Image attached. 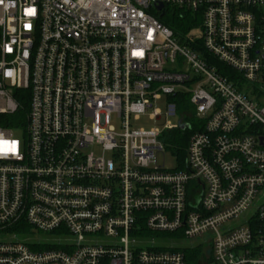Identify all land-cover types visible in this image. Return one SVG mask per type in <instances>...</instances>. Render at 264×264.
I'll use <instances>...</instances> for the list:
<instances>
[{
  "label": "built area",
  "instance_id": "2783aa9c",
  "mask_svg": "<svg viewBox=\"0 0 264 264\" xmlns=\"http://www.w3.org/2000/svg\"><path fill=\"white\" fill-rule=\"evenodd\" d=\"M171 7L197 21L182 40ZM195 246L264 264V0H0V264H191Z\"/></svg>",
  "mask_w": 264,
  "mask_h": 264
},
{
  "label": "trees",
  "instance_id": "16d2710c",
  "mask_svg": "<svg viewBox=\"0 0 264 264\" xmlns=\"http://www.w3.org/2000/svg\"><path fill=\"white\" fill-rule=\"evenodd\" d=\"M159 20L161 23L172 29L175 35H178V38H180L181 40V35L190 30L193 26H195L197 22L196 19H194L189 12L172 7L168 8L167 12L159 17ZM196 42L197 43L185 41L183 43L192 48H200V42H198V40H196ZM208 61L214 64L218 72L221 73L223 76H226L230 80L233 79V75L235 73L232 71V69L220 64L216 60L212 59V57ZM26 105L27 104L25 103L24 111H26L27 109ZM24 111L21 112L19 116L15 117L17 120L14 119L13 125L16 126L24 122ZM17 117L21 118V121ZM165 142L168 145L169 149L172 151V153L175 154L178 160L182 163L185 159L184 150L185 145L187 143V132H183L180 129L171 130L166 135ZM184 252L186 253L188 260L191 264H195L196 261H198L200 257L204 255V250L200 246L185 248Z\"/></svg>",
  "mask_w": 264,
  "mask_h": 264
},
{
  "label": "rangeland",
  "instance_id": "374dc122",
  "mask_svg": "<svg viewBox=\"0 0 264 264\" xmlns=\"http://www.w3.org/2000/svg\"><path fill=\"white\" fill-rule=\"evenodd\" d=\"M194 35H198V31H194L193 32ZM151 123V121H149V119L146 117V116H141L139 119L135 120L134 122H132V125L134 127H140V126H147ZM116 129L117 130H120L119 126L117 125L116 126ZM175 154H172L171 152L169 151H164V154H160L158 156V160L160 163L163 162L164 160V163L166 164V166H173L175 164ZM15 230V229H14ZM22 230H25L26 231V228L23 227ZM28 231L31 232V229H27ZM33 232L29 237L28 239H36L40 242H43V243H50L51 247L56 245V242L60 241V242H67L68 241V237L67 236H55V235H44V234H35V233H38L36 230L33 229ZM26 234V233H25ZM165 237H170V236H173L172 234H164ZM179 235H174V237H178ZM21 238L24 239L26 238L25 236L21 235ZM168 241V240H166ZM69 242V241H68ZM198 242V240L196 238H192V239H189V238H186V239H182L179 241V245L181 246H189V245H193V244H196ZM53 248H57V247H53Z\"/></svg>",
  "mask_w": 264,
  "mask_h": 264
},
{
  "label": "water",
  "instance_id": "95a60500",
  "mask_svg": "<svg viewBox=\"0 0 264 264\" xmlns=\"http://www.w3.org/2000/svg\"><path fill=\"white\" fill-rule=\"evenodd\" d=\"M184 126H181V128H183Z\"/></svg>",
  "mask_w": 264,
  "mask_h": 264
}]
</instances>
